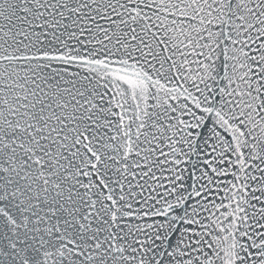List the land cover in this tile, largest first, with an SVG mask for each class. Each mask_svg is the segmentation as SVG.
Instances as JSON below:
<instances>
[{"label":"snow or ice","instance_id":"snow-or-ice-1","mask_svg":"<svg viewBox=\"0 0 264 264\" xmlns=\"http://www.w3.org/2000/svg\"><path fill=\"white\" fill-rule=\"evenodd\" d=\"M0 264H264V0H0Z\"/></svg>","mask_w":264,"mask_h":264}]
</instances>
